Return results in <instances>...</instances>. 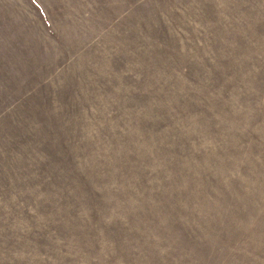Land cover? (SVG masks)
Instances as JSON below:
<instances>
[{
  "label": "rangeland",
  "instance_id": "1",
  "mask_svg": "<svg viewBox=\"0 0 264 264\" xmlns=\"http://www.w3.org/2000/svg\"><path fill=\"white\" fill-rule=\"evenodd\" d=\"M0 264H264V0H0Z\"/></svg>",
  "mask_w": 264,
  "mask_h": 264
}]
</instances>
